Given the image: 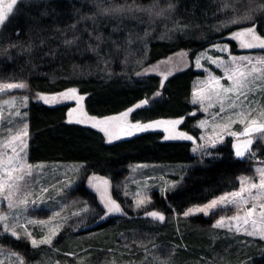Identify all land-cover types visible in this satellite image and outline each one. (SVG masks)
Returning <instances> with one entry per match:
<instances>
[{"label": "trees", "instance_id": "obj_1", "mask_svg": "<svg viewBox=\"0 0 264 264\" xmlns=\"http://www.w3.org/2000/svg\"><path fill=\"white\" fill-rule=\"evenodd\" d=\"M116 3H132V0H112ZM154 0H135L141 6ZM173 16L182 27L178 36L171 39L150 37L146 43L145 64L156 63L170 55L184 51L193 63L196 55L218 42H228L232 53H238L235 40L225 38L239 26L218 31L222 20L220 8L225 0H171ZM97 5L88 0H24L18 2L10 21L0 31V76L10 81H25L34 93L54 94L76 88L84 96L83 110L88 117L105 120L133 108L142 100L149 103L135 109L128 116L130 124L156 120L184 118L176 130L198 137L197 121L203 115L192 102L193 85L203 72L193 65L171 75L161 87L156 74L137 76L122 72V53L116 54L111 75L101 68L109 50H124L125 31L113 32V19H100L95 28L83 16H94ZM114 21V22H113ZM257 30L264 36V16L257 19ZM76 24L81 41L66 46L63 41L72 38L69 25ZM87 31H84V30ZM102 33L110 40L93 52L88 45L96 46L89 38ZM116 42V47L111 44ZM30 49V50H29ZM160 95L157 96L156 93ZM73 101L52 105L30 99L28 132L30 135L28 159L30 162H82L85 163L80 184L67 192L68 198L91 201L102 211L97 195L85 184L89 176L109 179L114 198L123 201L116 189L128 174L131 163L194 162L192 142L165 140L166 133L156 130L138 131L129 128L109 142L104 130L95 123H69V111ZM195 115H190L191 113ZM92 125H95L93 127ZM257 155L264 158V144L254 145ZM202 165L191 168L184 181L176 188L161 193L153 191L149 209L165 214L163 223H151L142 216L123 220L109 219L85 232L65 230L52 247L33 248L30 243L16 240L8 234L0 237V245L22 254L27 264H46L48 260L60 264H128L145 260L139 251H127L120 235L143 227L156 231L158 241L176 244L173 264H264V239L239 236L230 233L213 239L211 228L215 214L197 215L188 221L177 222L174 214H182L187 208L202 204L225 192L239 188L238 177L249 173L252 160L237 159L233 142L227 138L212 150ZM101 213V212H100ZM129 213H132L129 211ZM99 217V216H98ZM124 253H120L121 251ZM130 252V253H129Z\"/></svg>", "mask_w": 264, "mask_h": 264}, {"label": "rangeland", "instance_id": "obj_2", "mask_svg": "<svg viewBox=\"0 0 264 264\" xmlns=\"http://www.w3.org/2000/svg\"><path fill=\"white\" fill-rule=\"evenodd\" d=\"M20 1H24V0H17V4ZM8 2L9 0H4L3 7L6 8ZM88 2H91L94 5H97V0H88ZM158 2H159V6L164 9H167L169 4L173 5L171 0H158ZM103 3L105 6H110L111 4H116V5L125 4V2L116 3L112 0H103ZM152 4L153 2L145 6H141L139 4L137 5L141 7H148ZM16 5L13 6V12L16 8ZM222 5L223 6L220 8V11H219L220 14L222 15V20L217 25V30L222 31V30L231 28L233 26H239L233 31H231L225 38L229 39V36L232 32L239 31L246 27H251L253 24L255 25L256 32L260 34L257 30L256 19L259 16H264V10H262L264 9V0H225V3H223ZM173 8H174V5H173ZM173 8L171 11H165L164 14L159 17H154V16L150 17L148 13L146 12H138L134 14L135 18H130L128 16H125L120 22L113 19L115 21L116 27H117V24L119 23V28L124 29V31L126 32L125 41L128 39L129 36L133 37L134 39L132 40L131 44H128L125 42L126 47L124 50H117V48L116 50H109L108 52L109 56L106 57L104 61H102V65H101L102 70L107 75L112 76L111 67L116 62V59H117L116 54L121 52L122 58L121 60H119L121 64L119 67L122 70V72L128 73L130 75L132 73L136 75L137 72H143L145 68H150V66L156 65L161 61H166L170 57L173 58L171 63H169L168 65H161L160 70H159L160 73H163L168 68H171L173 74H175L193 65L196 70L203 72L201 76L195 79L194 85H193V92L194 90H197V86L201 81L206 80V78L209 76L210 73L215 76H223L224 75L223 68H218L215 64L211 63L208 59H204V58L201 59L200 63L201 65H203L202 68L195 67V64H194L195 59L192 63L189 59V54L187 52H186L187 56L184 57L183 60L179 59L178 54L185 53L184 51L174 53L170 55L169 57L162 59L156 63L147 64V65L145 64V61L147 59L146 58L147 56L145 55L146 54V50H145L146 43L145 42L147 41L148 38L154 37L158 39H171V38L178 36L179 32L181 31L182 27L177 23V21L175 20L173 16ZM249 13L253 15L254 17L253 20H248V21L241 20V22L238 24L227 23L228 21L232 19H241L243 15L249 14ZM0 31H1V28H0ZM145 32L148 33L147 36H145ZM214 45H221V46L228 45L229 51L220 52L215 47H213ZM238 50H239L238 53H232L230 43L218 42V43L211 45L207 49L200 51L196 55V57L200 55L201 53H205L206 56L211 57L212 59H216L217 57H220L225 62H230L231 56L239 57V56L247 55V56H254V57H264V49L255 48L252 50H244L238 47ZM4 55L6 54H4L1 51L0 58L3 57ZM148 74H156V73L149 71ZM148 74H145V75H148ZM156 75L160 76L162 80L161 74H156ZM171 75H169L168 78ZM140 76H143V75H140ZM165 81H163V84ZM5 82L12 83L15 81H10L0 76V83H5ZM19 82L26 83L25 81H16V83H19ZM220 83L227 85L229 81L226 79H222ZM257 85L258 86L255 88V90L252 93H249L248 99L264 105V82L257 81ZM36 94L38 93L32 92L29 89V87H27L26 89H15V90H9L4 93H0V106H3V116L5 118H8L10 113H14L17 111L21 112L22 114L26 113L27 115L23 117V122L27 123L28 125L27 107H28L30 99L37 100ZM40 94H43V93H40ZM25 96L28 97L27 106L23 107L20 101ZM193 99H194V96L192 94V101ZM13 100L16 101L14 104L12 103L5 104L6 101H13ZM65 101L75 102L71 98H68ZM212 102L215 103V98ZM223 102L225 106H227V104L229 103L228 100H224ZM209 103L210 101L208 100H205L203 105L199 103H194L195 105L198 106V111L203 114L196 123V127L199 129V135L198 137H196L197 138L196 143H193L191 141L193 144L192 153L193 155L197 157L196 160L194 162H187V163L178 162V163H131L129 164L127 167L128 168L127 176L120 183L116 185V189H118V191L121 193L123 197L122 202L114 198L112 183L109 179L104 178L110 182L108 189H107L108 194L113 199H115L124 210V214H120V213L111 214V215H108L107 218L105 219H101V217L105 215V208L99 198L100 194L94 189V187L90 186L89 184V181L92 180L94 176H89L88 178H86L85 184L88 186V188H90L97 195V201L100 203L102 207V211L100 210V208H98L97 205H94L91 201H86L82 199H74V198L70 199L67 197V192L71 188L80 184V181L83 178V170L85 167V163H82V162H30L28 159V147H29V139H30V135H29L27 139V149H26L27 160L29 163L33 165L42 166L36 173L35 179L36 181H38V184H35L33 186L34 195L31 197V199L37 198L36 194L40 193V188L42 187H47L48 191L46 193H43L42 195L44 202L39 203L35 207H29V209L24 213V216L20 217V223L24 224L25 217H27L28 219L36 220V221H41V220L48 221L49 226L52 228V230L58 233L57 235H55L54 238H52V245L57 240V238L60 236V234H62V232H64L66 229L77 231L83 227L93 225L95 223L105 222L109 220L110 218L119 221L127 217H131V216H134V217L142 216L143 218L149 220V224L163 223V222L154 220L151 217H148L144 214L145 211H157V210L149 209L148 205L151 202L148 203L147 201L149 199L150 201H152L151 193L153 191H159L161 193H166L167 191H170L178 187L184 181V178L186 177L188 171L191 168L197 165L204 164L205 159L207 157H210L208 155L202 154L203 150H198L196 152H193V148L197 147V145L207 144V140L202 141L199 139V137L201 136L207 137L211 133L212 131L211 123L213 121V114L219 110V103H215L214 107L208 108V111L205 112L203 109L207 107ZM245 103H247V101H245ZM73 108L76 109V111L71 114V119L73 121L80 120L82 121V123L97 124L104 130L107 138L110 140L119 137L122 132L125 133V131L129 130L130 128L129 126L131 122H130L129 117H123L120 119V121H116V120L99 121L96 119L93 120L90 117H88V115L83 110L82 101H80L78 104L75 102L72 109ZM257 111H259V109H257ZM228 114H230V112L223 113L222 115H228ZM215 119L216 121H220V117H216ZM11 120L16 122L17 125L20 123V117H15L13 115L11 116ZM202 120L209 121V124L206 125L204 128H200L197 126L198 123ZM9 126H10L9 123H5L3 127L0 128V137H5L8 135L7 128ZM158 127L163 128V127H171V126H158ZM240 128H241L240 124H235L233 125L232 130L236 131V130H239ZM14 130L15 129H13V131ZM227 138H231L232 142L234 143L233 138L227 135L223 137V142ZM222 143H217L216 147H218ZM256 143L257 141L252 145V149L255 152L257 151L254 149V145ZM213 149L214 148H206V151L212 153ZM250 159L252 160L251 171L249 173L241 174L240 177L241 176L255 177L256 173L254 169L256 167L264 166L262 164L257 163V161H264V158L258 157L257 152H256V157L250 158ZM95 177H99V176H95ZM99 178H102V177H99ZM95 183H100L101 187H103L102 181H93V184ZM251 192L253 193V195H255L257 193V190L252 189ZM225 193H228V192H225ZM245 195H247V193H245ZM136 199H144L146 201V207H142L139 209L135 208L134 203ZM261 201H264V197L258 200L257 203L259 204ZM203 204L205 203L196 204L190 207H195L197 205H203ZM248 207H251V203L244 206V208H248ZM0 211L11 213L13 210L8 209L4 203L0 202ZM129 211H131L132 213H129ZM260 211L261 209L257 207V211L253 213L252 216L249 218L250 222L253 219L257 220V225H256L257 231L264 229V221H262L258 216ZM57 213L58 215H56ZM183 213L182 214L175 213L174 219L177 222L188 221L191 217H194L197 215H204L202 213H198V214L185 217ZM210 214H215V221L213 223L214 225L216 221L222 216L227 217V216L237 215V210L234 207L229 206L227 208H218L216 211L210 212ZM17 215H19L18 210H17ZM209 215L207 216L204 215V216L208 217ZM239 215L244 216L243 209L240 210ZM165 219H166V216H165ZM250 222L248 225H244L243 220H240L238 222L232 221L231 223L233 224L239 223L242 227H246L249 230H252ZM213 225L210 228H211L212 237L215 240H217L220 237H224L223 235L227 232L230 233V235L235 237L236 239H238V237L241 235L246 236V237H252V238H260L259 236H249L245 234L243 231H241L240 233H236L234 229L232 231H229L227 228L213 227ZM25 227L27 228L28 231L32 232L33 236H35L37 239H39L40 236L43 234H48L51 237V232L48 231V226H46L43 229V231L40 226L25 225ZM0 231H2V228H0ZM222 231H224L223 235H222ZM0 237H2V235H0ZM157 237L158 235L156 231L147 226L137 229V230H133L131 232H125L121 234L120 235L121 244L126 248L127 251L135 250L136 252L139 251L145 254V258H144L145 260H141L140 262L135 261V263L131 262L128 264H172L171 261L173 257H175L176 255V247H177L176 244L160 242L158 241ZM52 245L51 246L41 245V246L52 247ZM13 251L17 252L11 248L0 245V264H17V258L11 255V252ZM120 253L122 254L124 252L121 251ZM23 259H24L25 264H27L24 256H23ZM83 263L84 262L82 260L78 262V264H83ZM46 264H60V262L59 261L52 262L51 260H48ZM173 264H176L174 260H173Z\"/></svg>", "mask_w": 264, "mask_h": 264}, {"label": "snow or ice", "instance_id": "obj_3", "mask_svg": "<svg viewBox=\"0 0 264 264\" xmlns=\"http://www.w3.org/2000/svg\"><path fill=\"white\" fill-rule=\"evenodd\" d=\"M17 4V0H9L7 7H3L4 0H0V28L4 27L9 21L13 14V6ZM173 8L172 4H169L167 9L161 8L159 6L158 0H154L153 4L148 7H141L132 0V3H125L123 5L111 4L110 6H105L103 0H97V12L94 16H83L82 20L91 21L94 28L95 25L99 23L100 19L108 18L115 19L118 22L122 21L123 17L128 16L130 18H135L134 14L138 12H146L150 17H159L164 14L165 11H171ZM264 10V9H262ZM252 14H245L241 19H232L228 21L229 24H238L241 20H253ZM65 32L70 31L72 33L71 39H65L63 43L66 46H71L81 41V36L76 31V24H71ZM84 31H87L86 29ZM113 32L120 31L119 23L117 27L112 28ZM89 38L93 40L96 44L95 47L88 45L89 49L93 52H99V46L104 42L110 40L109 37H104L102 33L97 32L94 36L92 33H88ZM148 33L145 32V36ZM134 38L129 36L125 41L131 44ZM229 39L235 40L237 46L244 50H252L255 48L264 49V36H261L256 32L255 25L251 27L243 28L239 31H234L230 34ZM111 44L116 47V42L111 41ZM220 52H228V45H214ZM30 50V49H29ZM117 50L118 47H117ZM187 56V53L178 54L179 59L183 60ZM208 59L211 63L215 64L218 68H223V76H215L209 74L205 81H201L197 90L193 92V103L204 104L205 100L210 101L207 107L203 110L206 112L208 108L214 107L215 103H219V110L213 114V121L211 123L212 131L205 137H199L200 140H207V144H199L197 147L193 148V152L198 150H203L202 154L211 156V152H207L206 148H215L217 143L223 142V137L225 135L233 138V152L237 159L245 160L249 158H255L256 152L253 151L252 145L256 142L264 143V105L258 102L249 100V93H252L258 86L257 81L264 82V57H254V56H231L230 62H225L222 58L217 57L212 59L201 53L195 58V67L202 68L200 61L201 59ZM173 58H168L166 61H161L156 65L150 66V68H145L143 72H137L136 75H145L149 71L161 74L162 81L161 87H163V81L168 79V76L173 74L172 69L168 68L165 72L160 73L161 65H168L171 63ZM139 63V61H138ZM226 79L229 81L227 85L221 84L220 81ZM28 85L24 82H12V83H0V93L7 92L9 90L15 89H26ZM78 90L76 88L66 89L60 93L54 94H36V98L45 104L52 105L54 103L64 102L68 98L73 99L77 104L84 100V96L78 95ZM199 93V94H198ZM206 93V94H205ZM231 94V95H229ZM157 96L160 95L159 92L156 93ZM215 98V103L212 101ZM243 98V99H241ZM28 97L25 96L20 101L23 107L27 106ZM224 100H228L227 106L224 104ZM247 101V103H245ZM16 101H6L5 104L12 103ZM149 103L147 99L142 100L140 103L136 104L134 108H129L125 112L118 114V116L106 117V120H117L120 117H128L135 109H140ZM255 105V106H254ZM259 109V111H257ZM231 110V111H230ZM76 109L73 108L69 111V123H82L80 120L73 121L71 119V114L75 112ZM228 115H222L223 113H228ZM255 113V115H254ZM20 117V123L17 125L16 122L11 120V116ZM26 113H21L19 111L10 113L8 118L3 116V106H0V128L3 127L5 123H9L10 126L7 128L8 135L5 137H0V202L4 203L6 207L13 210L11 213L0 211V235L8 234L16 240L24 239L33 248L40 247L41 245H52V238L58 233L53 231L49 226L48 221H36L32 219L24 218V224L20 223V217L24 216V213L29 209V207H35L39 203H43L42 195L48 191L47 187L40 188V193L36 194V199H31L34 195L33 186L38 184L35 176L37 171L42 167L41 165H33L27 160V139L29 137L28 125L23 122V117ZM190 115H195L191 113ZM216 117H220V121H216ZM91 119L95 120V117ZM184 118L173 120H156L150 122H135L130 124L131 128L138 131H148L156 130L158 126H171L163 127L166 135L165 140H188L196 143L197 138L190 135L187 132L176 131V126L183 123ZM209 124V121L202 120L198 123V127L204 128ZM240 124L241 128L239 130H232L233 125ZM95 127V125H92ZM13 129H15L13 131ZM119 139V137H117ZM109 142L111 140L109 139ZM257 163L264 165V161H257ZM256 175L255 177L241 176L238 177L239 189L228 193H224L218 197L211 199L209 202L203 205H197L195 207L188 208L183 215L185 217L202 213L204 215H209L210 212L216 211L218 208H227L229 206L234 207L237 210V215L233 216H222L220 217L213 227L227 228L229 231L235 230L236 233L243 231L249 236H259L264 239V229L257 231L256 225L257 220L253 219L251 222L249 218L253 213L257 211V207L261 209L258 216L264 221V201L257 203L262 197H264V166L256 167L254 169ZM93 181H102L103 187L100 183L93 184ZM109 181L104 178L93 177L89 181L90 186L99 192L101 203L105 208V215L101 219L107 218L111 214H124V210L121 205L113 199L107 192ZM174 186V185H173ZM252 189L257 190V193L253 195ZM247 193V195H245ZM150 203V199L147 201ZM251 203V207L244 208L245 205ZM135 208L139 209L146 207V201L144 199H136L134 203ZM244 210V216H240V210ZM17 210L19 215H17ZM146 216L151 217L154 220L164 222L165 216L160 211H145ZM58 215V213L56 214ZM243 220L244 225L251 223V229L242 227L239 223L233 224L232 221ZM25 225L40 226L42 231L48 226V231L51 232V237L48 234H43L37 239L33 236L32 232L28 231ZM12 256L17 258V264H25L23 256L17 252H11Z\"/></svg>", "mask_w": 264, "mask_h": 264}, {"label": "water", "instance_id": "obj_4", "mask_svg": "<svg viewBox=\"0 0 264 264\" xmlns=\"http://www.w3.org/2000/svg\"><path fill=\"white\" fill-rule=\"evenodd\" d=\"M133 108H134V107H133ZM117 116H118V115H117ZM121 118H123V117H120V118L117 119L116 121H120ZM98 225H99V223H95V224H93V225H89V226L83 227V228L77 230L76 232H84V231L92 230V229L96 228Z\"/></svg>", "mask_w": 264, "mask_h": 264}]
</instances>
